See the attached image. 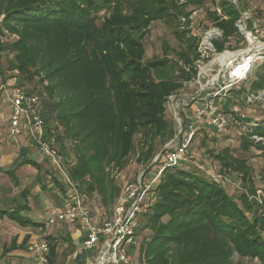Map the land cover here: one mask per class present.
Instances as JSON below:
<instances>
[{
  "label": "trees",
  "instance_id": "16d2710c",
  "mask_svg": "<svg viewBox=\"0 0 264 264\" xmlns=\"http://www.w3.org/2000/svg\"><path fill=\"white\" fill-rule=\"evenodd\" d=\"M211 3L0 0V56H11L8 69L19 75V85L31 86L27 89L39 96L68 179L83 199L98 196L105 216L121 195L116 173L128 166L136 141L141 145L137 162L149 168L163 151L159 144L164 147L175 138L167 103L198 77L203 61L192 28L193 12L203 10L211 26L222 32V38L213 41L217 53L231 50V41L242 37L237 23L247 6L225 0ZM156 22L177 24L178 45L163 42L162 56L147 59ZM248 30L255 31L253 22ZM254 67L249 79L240 83L241 100L264 93V62ZM249 127L240 149L264 158V142L252 139H264V125ZM210 157L220 165L222 177L235 173L241 185L256 194V173L243 154L225 147ZM24 163L41 171L30 160ZM183 165L165 168L150 191V206L139 228L140 264H234V257L264 264V207L250 200L251 193L237 199L220 182ZM261 175L264 180V169ZM54 182L69 201L72 193L67 196L65 186ZM27 197L26 191L22 200L0 195V221L43 236L45 222L33 218ZM43 239L50 246L45 264H57L59 240ZM15 245L0 252V264H14L6 260L8 254L25 249Z\"/></svg>",
  "mask_w": 264,
  "mask_h": 264
},
{
  "label": "rangeland",
  "instance_id": "374dc122",
  "mask_svg": "<svg viewBox=\"0 0 264 264\" xmlns=\"http://www.w3.org/2000/svg\"><path fill=\"white\" fill-rule=\"evenodd\" d=\"M241 2L242 6L248 8L237 23L242 37L231 41V50H226L221 54H206L199 65L198 77L186 83L182 91L169 99L167 119L174 123V140L168 142L164 147L159 144V148L163 151L156 157L153 165L146 168L137 162L141 151L138 139L136 149L129 158L128 166L116 173L117 183L121 189L128 185L137 184L139 179L143 183H150V180L156 177L165 166V161H163V158L161 159L164 151L168 153L179 149L181 145L187 144L186 142L189 140L183 166L198 170L209 178L220 182L229 194L237 199L242 194L251 193L250 190L248 189V191L246 187L241 185L238 175L235 173L222 177L220 175V165L211 159L210 153H219L222 148L230 147L237 156L243 154L256 173L253 186L256 194L251 193L250 200L259 203L261 209L264 207V180H262L261 175V171L264 169V158L259 156L258 152L246 153L240 149L241 136L250 129L249 125L253 126L252 123L264 125V106L259 102L247 104L245 100H241L237 91L240 90L242 85L235 83V70L239 66L255 59L258 60L257 63L264 62V0H237V5ZM208 4L210 7L213 3L209 0ZM192 22L193 31L200 41L206 33L215 29L206 19L203 10H199L197 15L193 16ZM249 22H253L254 32L248 30ZM176 30L177 24L154 23L147 42V59L162 56L163 42H168L171 46L177 47L178 41L174 36ZM226 54L233 55L229 61L223 58ZM9 58L11 56L8 54L0 56V86L10 78H16L19 84V75L8 69ZM251 68V72L254 71L255 67L252 66ZM249 77L250 74L248 79ZM26 88H31V86L26 85ZM210 101L213 102L215 108L223 112H229L233 106L239 105L248 120L243 123L241 129L231 128L224 135H217L209 124L207 116L199 120L195 115L197 108H202ZM10 123L11 104L5 93L0 91V195L8 201L22 200L23 191H26L27 202L32 210L33 218L46 222L51 214L64 210L67 203L64 193L56 186L54 179L65 186L67 196L72 193L73 188L68 184L62 171L39 152L34 141L29 143L31 145H29V149L25 144L24 136L19 137L15 143L7 140ZM182 128H184L183 131ZM190 136H192L191 139H189ZM22 148L27 151L22 153ZM9 159L12 161L9 162ZM27 160L40 167L41 171L36 177L31 176L27 171L28 165L24 163ZM31 166L34 167V165ZM14 180H17V182ZM149 195L151 197L150 193ZM82 200L85 205L94 212H99L103 217L111 216L113 208L107 211L108 215L105 216L98 196H94L90 200L88 198L87 200L82 198ZM28 236H30V239L26 242ZM36 236V233L30 229H23L7 220L0 221V252L10 248L13 242L16 241L15 246L17 248L24 247L25 249L12 251L8 254L6 260L14 264H43L40 256L32 248V242L36 240ZM43 236L59 240L57 264H74L72 255L76 249L82 250L85 237L75 227L67 224L46 228ZM105 239L107 238L104 237L102 240ZM100 246L101 243L98 244V247ZM96 253L97 250L93 252V256ZM234 264L250 263L241 260L239 257H234Z\"/></svg>",
  "mask_w": 264,
  "mask_h": 264
},
{
  "label": "built area",
  "instance_id": "2783aa9c",
  "mask_svg": "<svg viewBox=\"0 0 264 264\" xmlns=\"http://www.w3.org/2000/svg\"><path fill=\"white\" fill-rule=\"evenodd\" d=\"M225 1L237 5V0ZM197 13V11L193 12L190 18L192 19ZM3 18L4 16L0 18V22ZM181 21L182 28H184L186 19L182 18ZM5 33L15 39V36H11L7 31ZM222 36V32L215 28L201 38L198 51L202 59L206 57V54L217 53L213 41L222 38ZM257 61V59L251 60L248 69L243 74L235 76L236 84L248 79V75L252 70L251 67L255 66ZM0 91L5 93L11 104V123L7 140L15 143L19 137L26 136L29 142L34 141L39 152L62 171L68 184L73 188L71 199L65 204V209L51 214L45 222L46 228L67 224L75 227L85 235L82 250L76 249L72 255V260L77 264H81L82 260H84L82 264H140L136 255L141 241L139 228L141 218L147 213L150 206L149 193L165 168L184 163L189 140L186 142L187 144L181 145L179 149L165 154L164 168L159 171L156 177L150 180V183H143L139 179L137 184L125 186L112 210L111 217L103 218L83 203L82 197L68 179L57 136L49 131L46 119L41 114L39 96L27 88L21 87L16 78H10L4 82L0 86ZM244 100L247 104L259 102L264 106V93L248 94ZM195 115L199 120L207 116L209 124L215 129L217 135H224L231 128L241 129L243 123L248 120L239 105L233 106L229 112H223L215 108L211 101L202 108H197ZM252 124L253 126H249L258 127L261 125L258 123ZM252 139L256 142H264L263 138L257 136H253ZM43 237L36 236V240L32 242V248L40 256L42 263L45 264L50 246ZM104 237L107 239L103 241ZM99 243H101L100 247H98ZM95 250H97V253L93 256ZM82 254L86 255L85 259L81 258Z\"/></svg>",
  "mask_w": 264,
  "mask_h": 264
},
{
  "label": "crops",
  "instance_id": "0c3cea01",
  "mask_svg": "<svg viewBox=\"0 0 264 264\" xmlns=\"http://www.w3.org/2000/svg\"><path fill=\"white\" fill-rule=\"evenodd\" d=\"M213 130H214V132H215V129L213 128ZM25 137V144H27V146H28V148H29V143H31V142H29V140H28V138L26 137V136H24ZM14 145H16V144H14ZM31 146V145H30ZM17 149V148H16ZM30 149V148H29ZM21 151H22V153H24V152H26L25 150H23V148L21 149ZM12 160L11 159H9V162H11ZM33 166H31V165H28L27 166V171H29V174L31 175V176H33V177H36L37 176V174H39V172H38V170L36 169V168H32ZM150 196V195H149ZM149 199H150V197H149ZM81 264L83 263V262H80Z\"/></svg>",
  "mask_w": 264,
  "mask_h": 264
},
{
  "label": "bare ground",
  "instance_id": "6f19581e",
  "mask_svg": "<svg viewBox=\"0 0 264 264\" xmlns=\"http://www.w3.org/2000/svg\"><path fill=\"white\" fill-rule=\"evenodd\" d=\"M232 54H226V55H224L223 56V58H225V60H227V61H229L231 58H232ZM232 61V60H231ZM231 63V62H230ZM249 63L250 62H248V63H244L243 65H241V66H239L238 68H237V70H235L236 72H235V74H236V76L237 75H241V74H243L244 72H245V70H247L248 69V65H249ZM234 74V73H233ZM234 74V75H235Z\"/></svg>",
  "mask_w": 264,
  "mask_h": 264
},
{
  "label": "water",
  "instance_id": "95a60500",
  "mask_svg": "<svg viewBox=\"0 0 264 264\" xmlns=\"http://www.w3.org/2000/svg\"><path fill=\"white\" fill-rule=\"evenodd\" d=\"M81 258H82V259H85V258H86V255H85V254H82V255H81Z\"/></svg>",
  "mask_w": 264,
  "mask_h": 264
}]
</instances>
